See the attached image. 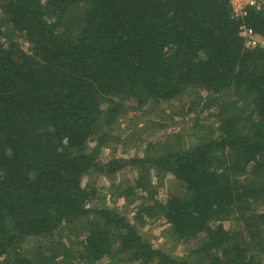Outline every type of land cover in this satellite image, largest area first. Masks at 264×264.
<instances>
[{
  "label": "trees",
  "instance_id": "trees-1",
  "mask_svg": "<svg viewBox=\"0 0 264 264\" xmlns=\"http://www.w3.org/2000/svg\"><path fill=\"white\" fill-rule=\"evenodd\" d=\"M241 25L264 37V9L235 20L229 0H0V264H264V48H247ZM187 88L208 95L213 137L100 161L128 109ZM126 166L135 221L159 214L198 248L167 254L116 209L89 207L83 180ZM152 173L184 197L154 200ZM76 227V247L40 245Z\"/></svg>",
  "mask_w": 264,
  "mask_h": 264
},
{
  "label": "rangeland",
  "instance_id": "rangeland-1",
  "mask_svg": "<svg viewBox=\"0 0 264 264\" xmlns=\"http://www.w3.org/2000/svg\"><path fill=\"white\" fill-rule=\"evenodd\" d=\"M17 41L21 49L28 52L25 41L20 38ZM207 96L204 91L187 88L177 102L155 103L150 101L140 109H128L118 119L112 131L113 137H117L119 141H112L107 148L103 149L100 161L114 162L118 159L142 157L150 145L152 146L150 153L154 154L162 151L168 140L174 144L172 148H176L178 145L183 147L194 145L200 139L213 137L212 129L216 122L212 115L215 112L213 108L208 109L205 105ZM129 105H134V103ZM135 175V171L128 166L110 176L100 173L90 174L83 180V184L90 185L95 190V196L89 203V207L116 209L127 220L136 224L143 238L167 254L182 257L192 249L198 248L202 244L201 239L182 241L174 238L169 232V226L159 214L154 218H145L144 224L139 225V222L135 221V206L139 203L138 198L141 194L139 192L132 195L124 193L127 187H132ZM150 180L156 188L154 200L159 203H165L170 197L182 198L186 193L183 186L170 175L157 178L152 173ZM261 209V207L258 208V210ZM222 224L228 230H233L235 227L232 220L223 221ZM84 227L87 228L86 224ZM79 231L78 227L76 229L63 228L55 234L51 242L44 245L45 242L42 241L40 245L53 251L63 250L61 248L66 246L76 247L79 241ZM23 245L35 249L39 243H34L29 239L23 242ZM60 245H65V247ZM99 264H107V261L103 260Z\"/></svg>",
  "mask_w": 264,
  "mask_h": 264
},
{
  "label": "built area",
  "instance_id": "built-area-1",
  "mask_svg": "<svg viewBox=\"0 0 264 264\" xmlns=\"http://www.w3.org/2000/svg\"><path fill=\"white\" fill-rule=\"evenodd\" d=\"M229 2L232 8V18L235 20L245 16L249 8L256 11L264 9V0H229ZM239 36L243 39L247 48H264V37L258 36L251 28L241 25L239 27ZM24 43L28 49V43Z\"/></svg>",
  "mask_w": 264,
  "mask_h": 264
}]
</instances>
